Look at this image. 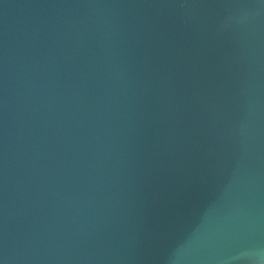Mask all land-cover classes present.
Instances as JSON below:
<instances>
[{
	"label": "water",
	"instance_id": "1",
	"mask_svg": "<svg viewBox=\"0 0 264 264\" xmlns=\"http://www.w3.org/2000/svg\"><path fill=\"white\" fill-rule=\"evenodd\" d=\"M179 3L0 0L5 264L264 248V9Z\"/></svg>",
	"mask_w": 264,
	"mask_h": 264
},
{
	"label": "clouds",
	"instance_id": "2",
	"mask_svg": "<svg viewBox=\"0 0 264 264\" xmlns=\"http://www.w3.org/2000/svg\"><path fill=\"white\" fill-rule=\"evenodd\" d=\"M219 264H264V248L246 249L220 261Z\"/></svg>",
	"mask_w": 264,
	"mask_h": 264
},
{
	"label": "snow or ice",
	"instance_id": "3",
	"mask_svg": "<svg viewBox=\"0 0 264 264\" xmlns=\"http://www.w3.org/2000/svg\"><path fill=\"white\" fill-rule=\"evenodd\" d=\"M186 3H187V0H183L182 4L179 3L180 7H184ZM259 5L261 9H264V0H259ZM0 264H5V260L2 257H0Z\"/></svg>",
	"mask_w": 264,
	"mask_h": 264
}]
</instances>
